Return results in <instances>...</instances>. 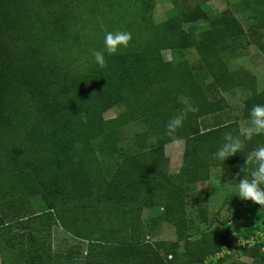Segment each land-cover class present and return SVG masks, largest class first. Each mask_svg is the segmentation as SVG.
Returning a JSON list of instances; mask_svg holds the SVG:
<instances>
[{
    "label": "trees",
    "instance_id": "obj_1",
    "mask_svg": "<svg viewBox=\"0 0 264 264\" xmlns=\"http://www.w3.org/2000/svg\"><path fill=\"white\" fill-rule=\"evenodd\" d=\"M104 3L0 0V264H203L238 240V250L220 255L216 264H264L258 229L242 236L226 225L201 229L205 206L196 199L193 217L186 208L189 190L208 180L213 168L235 169L229 182L236 186L247 153L264 144V134L257 135L224 162L214 156L225 133L237 135L239 128L237 118L228 119L221 94L235 87L249 92L243 119L254 105H264L253 75L226 69L218 56L226 39L241 34L240 24L229 14L207 17L196 6L147 24V3L140 14L144 26L133 27L140 36L115 55L105 53L107 67L101 68L91 50H103L84 37L88 18L107 11ZM258 13L264 19V7ZM196 18L208 20L210 28L187 32L183 25ZM187 48L197 53L194 65L160 55ZM181 95L198 111L175 134L183 147L178 170L170 172L163 146L174 141L166 124L180 110ZM112 106L123 110L103 119ZM134 122L144 128L134 135L135 150L127 152L116 134ZM97 137L110 151L107 165L91 145ZM33 197L41 209L33 207ZM151 207L160 210L156 222L173 227L171 245L182 241L181 253L166 258L160 253L166 243L150 241L140 230L141 209ZM262 222L257 228L264 231ZM53 225L74 239L64 252H52Z\"/></svg>",
    "mask_w": 264,
    "mask_h": 264
},
{
    "label": "rangeland",
    "instance_id": "obj_2",
    "mask_svg": "<svg viewBox=\"0 0 264 264\" xmlns=\"http://www.w3.org/2000/svg\"><path fill=\"white\" fill-rule=\"evenodd\" d=\"M107 6V11L103 12L99 17L88 18V26L85 32V39L91 42L94 41L96 46L104 49V38L108 32L127 31L136 35V39L140 34L135 30L140 26H144L145 20L140 18L143 13V7L147 3H151L150 22L147 24H154L161 22L166 17L163 13L170 10V13H179L190 8L199 7L207 17L214 14H229L238 21L242 28L240 35L226 39L224 44L226 49H219L218 56H220L223 65L228 70L241 69L249 72L254 77V91L256 93H264L258 91L264 89V19L260 17L258 11L264 7V0H104ZM111 8L108 9V5ZM171 8V9H170ZM173 9V10H172ZM168 17V16H167ZM218 20V19H216ZM134 22V23H131ZM208 20H200L199 18L193 22L185 23L183 25L187 32L192 30L204 32L210 28ZM129 46V45H128ZM120 49H124L121 47ZM184 50V51H183ZM183 50H169L164 49L160 51V55L164 60H180L185 58L189 63L193 64L198 61L197 53L193 48ZM194 65V64H193ZM196 66V65H195ZM197 68H201L200 64ZM207 77H202L201 82H205ZM228 103L226 110L229 118H237L238 127L240 124L248 119L240 118L242 101L249 95V92L244 88L235 87L229 91L221 94ZM123 110L122 107L112 106L102 113L103 119H110L116 116ZM143 125L134 122L119 127L117 136V145L121 148L124 147L127 152L135 150L133 140L136 132L143 129ZM183 144V142H182ZM91 145L96 152L98 159L107 165L110 162V151L103 146L99 138L91 140ZM123 148V149H124ZM182 148V146H181ZM177 149L178 155L175 157L174 147L165 146L166 153L170 158L168 161V169L170 172H176L180 166L182 149ZM114 153V152H112ZM111 153V154H112ZM164 153V146H163ZM118 154L119 153H115ZM164 155V154H163ZM219 168H213L210 171V177L206 181H199L189 190L188 197L186 198V208L190 215L193 217L197 212L196 199L199 204L204 205L206 208V220L199 223L201 229L218 228L224 225L229 226L230 229L242 236L248 233V229L252 233L256 229L257 239L264 238V231L258 227L259 221L264 219V207L253 203L250 200H242L236 195L237 185H232L229 182V176L235 174L234 171ZM237 172V171H236ZM230 192V193H229ZM33 207L41 209V202L38 197L31 198ZM160 213L156 207L142 208L140 212L141 229L143 233L148 234V240L163 241L166 243L163 249L160 250L162 255L170 253L182 252V241L177 243V246H172L171 243L175 240L173 227L166 222L155 221V217ZM264 223V221L262 222ZM255 233V232H254ZM198 233L194 234L190 239L198 237ZM241 238V237H240ZM51 249L54 253L64 252L65 249L74 242L63 229L57 225L51 228ZM241 240L234 242L230 248L221 249V251L205 260L203 264H216V260L220 255L230 251H237ZM4 257L8 258L7 253ZM164 257V256H163ZM167 258V255L165 256ZM239 259L248 262L249 259L240 256Z\"/></svg>",
    "mask_w": 264,
    "mask_h": 264
},
{
    "label": "clouds",
    "instance_id": "obj_3",
    "mask_svg": "<svg viewBox=\"0 0 264 264\" xmlns=\"http://www.w3.org/2000/svg\"><path fill=\"white\" fill-rule=\"evenodd\" d=\"M131 39L132 34L127 31L108 32L105 34L103 51L93 49L91 55L101 68L107 67L105 53L115 55L121 47L127 48ZM258 91H264V89ZM177 102L181 108L166 124V134L174 142L179 143L175 135L177 130L183 126L189 113L194 114L198 111V107L194 105L190 97L185 95L179 96ZM80 115L82 121L86 123V115L84 113ZM262 134H264V105H254L249 113V119L240 124L237 135L231 132L225 133L224 143L214 156L224 162L227 158L244 150L246 141ZM240 172L243 176L236 186V195L242 200H250L264 207V144L258 145L247 153Z\"/></svg>",
    "mask_w": 264,
    "mask_h": 264
},
{
    "label": "crops",
    "instance_id": "obj_4",
    "mask_svg": "<svg viewBox=\"0 0 264 264\" xmlns=\"http://www.w3.org/2000/svg\"><path fill=\"white\" fill-rule=\"evenodd\" d=\"M171 1V0H170ZM166 3H168V1L166 0L165 1ZM171 9V8H170ZM173 10V9H172ZM169 12H170V10L168 11V10H166L164 13H163V15L166 17L164 20H166L167 18H169V17H171V16H173L174 14H175V12L172 14V13H170V15H169ZM168 16V17H167ZM164 20H162V21H164ZM161 21V22H162ZM161 22H156V23H154V24H158V23H161ZM153 24V25H154ZM187 49H189V48H187ZM167 50V49H166ZM170 50V49H169ZM183 50V49H182ZM162 51V50H161ZM184 51V50H183ZM180 142L179 143H176V142H170V143H167V144H165L164 145V156H166V158L168 157V158H170V155L169 154H167L166 153V150H165V146H170V147H174V149H173V151H174V154L173 155H175V157L178 155V153H177V150H176V148L178 149H180L181 148V146L183 147V144H182V140H179ZM182 149V148H181ZM182 151V150H181ZM180 157H181V153H180Z\"/></svg>",
    "mask_w": 264,
    "mask_h": 264
},
{
    "label": "built area",
    "instance_id": "obj_5",
    "mask_svg": "<svg viewBox=\"0 0 264 264\" xmlns=\"http://www.w3.org/2000/svg\"><path fill=\"white\" fill-rule=\"evenodd\" d=\"M223 249H226L227 250L228 248L227 247H224ZM262 249H264V247Z\"/></svg>",
    "mask_w": 264,
    "mask_h": 264
}]
</instances>
